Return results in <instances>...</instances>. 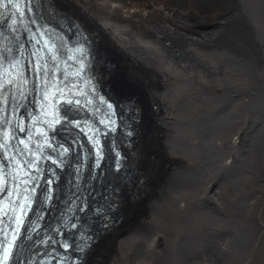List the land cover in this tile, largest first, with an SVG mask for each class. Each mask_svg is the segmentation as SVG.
Returning a JSON list of instances; mask_svg holds the SVG:
<instances>
[{
  "label": "bare ground",
  "instance_id": "bare-ground-1",
  "mask_svg": "<svg viewBox=\"0 0 264 264\" xmlns=\"http://www.w3.org/2000/svg\"><path fill=\"white\" fill-rule=\"evenodd\" d=\"M52 2L134 128L87 264H264V0Z\"/></svg>",
  "mask_w": 264,
  "mask_h": 264
},
{
  "label": "snow or ice",
  "instance_id": "snow-or-ice-1",
  "mask_svg": "<svg viewBox=\"0 0 264 264\" xmlns=\"http://www.w3.org/2000/svg\"><path fill=\"white\" fill-rule=\"evenodd\" d=\"M5 183H6V181H5ZM13 240H15V235L13 236ZM11 248H12V245L9 244L8 247L6 249H4V251H3V260H4L5 264L8 260Z\"/></svg>",
  "mask_w": 264,
  "mask_h": 264
}]
</instances>
